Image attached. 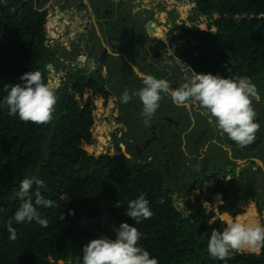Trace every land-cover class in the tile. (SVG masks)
Wrapping results in <instances>:
<instances>
[{
    "label": "trees",
    "instance_id": "16d2710c",
    "mask_svg": "<svg viewBox=\"0 0 264 264\" xmlns=\"http://www.w3.org/2000/svg\"><path fill=\"white\" fill-rule=\"evenodd\" d=\"M49 1L0 0V99L6 95V85L19 83V77L31 70L42 74L57 97L47 125L23 122L0 107V264H82L83 247L91 239L114 238L108 225L85 222L103 212L118 225L137 227L142 233L139 245L159 264H264V254L235 251L226 261L211 257L207 251L211 232L223 231L226 223L189 201L193 212L185 216L173 195L180 192L187 198L189 193L182 192L186 184L180 191L172 189L161 172L132 163L96 132L95 109L104 103L100 89L93 88L95 96H88L87 84L63 88L53 76L57 52L50 47L56 34L46 8ZM193 1L194 17L207 19L204 26L187 29L194 50H203L210 63L221 64L224 70L237 66L240 77L264 79V0ZM26 176L44 182L41 192L55 206H36L48 220L46 228L35 221H13L16 239L11 240L6 221L23 203L17 192ZM141 194L153 216L135 224L126 210L128 202ZM219 212L235 217L244 210L226 198ZM252 216L248 212L238 220Z\"/></svg>",
    "mask_w": 264,
    "mask_h": 264
},
{
    "label": "flooded vegetation",
    "instance_id": "af4514ba",
    "mask_svg": "<svg viewBox=\"0 0 264 264\" xmlns=\"http://www.w3.org/2000/svg\"><path fill=\"white\" fill-rule=\"evenodd\" d=\"M181 1L50 0L46 6H58L62 25L50 46L57 52L53 76L63 88L87 84L88 96L100 89L104 103L95 109L96 132L132 163L158 170L172 189L180 191L186 184L182 192L188 197H196L202 187L199 194L213 209L208 213L226 214L219 207L229 198L244 210L232 216L235 220L253 210L243 222L264 223V79L248 77L257 89L251 99L260 127L246 147L221 135L198 105H176L168 95L145 125L143 106L132 95L145 75L164 78L173 89L193 71L240 77L237 66L224 70L210 63L203 50H194L187 36L194 24L186 18L192 19L196 10L186 4L184 14ZM125 90L132 96L127 104L120 100Z\"/></svg>",
    "mask_w": 264,
    "mask_h": 264
},
{
    "label": "clouds",
    "instance_id": "9594fccd",
    "mask_svg": "<svg viewBox=\"0 0 264 264\" xmlns=\"http://www.w3.org/2000/svg\"><path fill=\"white\" fill-rule=\"evenodd\" d=\"M19 80V83L4 87L6 95L0 99V107H6L10 116L18 117L23 122L47 125L53 119L57 103L55 90L44 82L39 71L25 72ZM142 85L132 95L138 96L143 106L145 125L150 123L159 108L162 96L168 95L176 105H198L217 131L237 146L246 147L256 139L260 126L251 97L257 89L248 77L233 78L193 71V75L175 89L168 80L153 75H145ZM131 98L125 90L120 100L127 104ZM45 188L44 182L35 176H26L20 181L17 196L23 203L13 217L6 221L9 239H16L13 221H35L41 227L48 226L47 218L41 217L36 207L55 206L53 200L42 194L41 189ZM126 214L134 219L135 224L153 216L144 194L128 202ZM113 231L114 238L101 235L84 245L82 264H159L156 257L139 245L142 233L137 227L121 222ZM262 249L264 223L260 222L249 224L240 220L229 221L223 231L213 230L207 242L208 254L221 261H226L235 251L247 250L259 254Z\"/></svg>",
    "mask_w": 264,
    "mask_h": 264
},
{
    "label": "rangeland",
    "instance_id": "374dc122",
    "mask_svg": "<svg viewBox=\"0 0 264 264\" xmlns=\"http://www.w3.org/2000/svg\"><path fill=\"white\" fill-rule=\"evenodd\" d=\"M189 0H182L181 1V9H182V11H183V13L184 14H186L187 12H186V4H187V2H188ZM51 15H52V19L53 18H56L57 17V15H59V13H58V11H59V8H58V6L57 5H53L52 7H51ZM58 20H59V18H58ZM204 20H205V17H201V18H195V17H193L192 19H191V17H188V18H186V21H188L189 23H190V25H193V24H199L200 23V25L201 26H204L205 25V23H204ZM56 50V49H55ZM96 129L97 130H99L98 128H97V125H96ZM86 148H90V146H88V145H86ZM199 195H197L196 196V200H197V203H194V205L195 206H200V207H202V210H203V206H204V204H203V202L202 201H204V199L202 198V197H198ZM191 199V200H193V202H194V197L192 196V197H187V198H183V197H181V196H179L178 194H174L173 195V199H174V204H175V206L178 208V210H180L185 216H188V215H190L192 212H193V210L188 206V200L187 199ZM203 199V200H202ZM216 203H219L220 202V199L219 198H217L216 199V201H215ZM203 212H204V210H203ZM206 214H208V213H206ZM218 215L216 214V217H217ZM85 222H92V223H97V222H100V223H102L103 225H108L110 228H114V227H118L119 225L113 220V218L109 215V213H107V212H103L99 217H97V218H94V219H90V218H85ZM61 264H63V262H60Z\"/></svg>",
    "mask_w": 264,
    "mask_h": 264
},
{
    "label": "crops",
    "instance_id": "0c3cea01",
    "mask_svg": "<svg viewBox=\"0 0 264 264\" xmlns=\"http://www.w3.org/2000/svg\"><path fill=\"white\" fill-rule=\"evenodd\" d=\"M52 1H53V0H52ZM60 16H61V15H60ZM199 189L201 190V189H203V188L200 187ZM199 189H198V192H197L198 194H197V195H199L198 197L200 198V197H202V196L199 194V192H200ZM192 196L194 197V198H193V199H194V202H193V200H191V199H189V198H188L187 200H188L191 204L197 203V200L195 199L196 197H195L194 195H192ZM192 196H191V197H192ZM202 198H203V197H202ZM203 199H204V198H203ZM203 199H202V200H203ZM202 202H203V204H204V206H203V207H204L203 210H204L205 213H208V212H210V211L213 210V209L211 210V206L209 205V203H208L207 201H205V199H204V201H202ZM214 211H216V210H214ZM250 212H253V210H250L249 213H250ZM217 215H218L217 217L221 218L226 224H227V219L225 218L226 215H228L229 217H231L232 219H234V218H233L231 215H229L228 213H226V214H219V213H217ZM234 220H235V219H234ZM246 251H247V250H246Z\"/></svg>",
    "mask_w": 264,
    "mask_h": 264
},
{
    "label": "built area",
    "instance_id": "2783aa9c",
    "mask_svg": "<svg viewBox=\"0 0 264 264\" xmlns=\"http://www.w3.org/2000/svg\"><path fill=\"white\" fill-rule=\"evenodd\" d=\"M188 4V9L190 10L191 8L194 9L195 8V3L193 0H189L187 2ZM66 19V18H65ZM53 26H54V30L56 33L57 38H59V31L62 28V25L60 24V20H58V16L56 18H53Z\"/></svg>",
    "mask_w": 264,
    "mask_h": 264
},
{
    "label": "water",
    "instance_id": "95a60500",
    "mask_svg": "<svg viewBox=\"0 0 264 264\" xmlns=\"http://www.w3.org/2000/svg\"><path fill=\"white\" fill-rule=\"evenodd\" d=\"M48 6H46V8H47Z\"/></svg>",
    "mask_w": 264,
    "mask_h": 264
}]
</instances>
